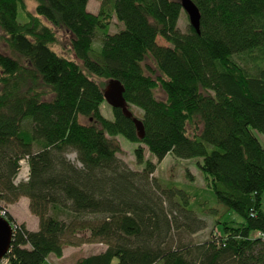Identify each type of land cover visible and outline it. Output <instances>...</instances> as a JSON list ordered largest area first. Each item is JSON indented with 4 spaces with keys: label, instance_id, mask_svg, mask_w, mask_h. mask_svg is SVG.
Returning a JSON list of instances; mask_svg holds the SVG:
<instances>
[{
    "label": "trees",
    "instance_id": "obj_1",
    "mask_svg": "<svg viewBox=\"0 0 264 264\" xmlns=\"http://www.w3.org/2000/svg\"><path fill=\"white\" fill-rule=\"evenodd\" d=\"M26 1L0 0L9 51L0 52V201L28 198L39 229L8 214L16 227L7 264H48L85 242L107 249L76 264H264V146L256 135H264V70L256 65L264 56V0H193L200 33L180 29L178 0H98V14L89 12L90 0H36L35 14ZM113 19L125 28L110 34ZM49 25L71 33L78 62L54 50ZM98 80L122 83L130 110L142 111L144 139L121 109L113 120L103 116ZM117 137L139 145L142 171L119 157ZM145 148L158 163L168 155L202 159L207 186L242 222L216 221L209 241L171 245L163 199L180 191L160 193ZM26 158L30 180L17 184ZM179 206L197 224L180 225L190 234L207 227ZM84 231L87 240H76Z\"/></svg>",
    "mask_w": 264,
    "mask_h": 264
},
{
    "label": "rangeland",
    "instance_id": "obj_2",
    "mask_svg": "<svg viewBox=\"0 0 264 264\" xmlns=\"http://www.w3.org/2000/svg\"><path fill=\"white\" fill-rule=\"evenodd\" d=\"M181 1V0H178ZM27 10L32 14H35L37 1L36 0H27ZM101 3L98 0H90L88 5V10L91 13L98 14L100 11ZM18 21L21 24H25L28 21L27 14L20 10ZM189 18L184 12L179 21V27L182 31H187L189 27ZM57 35V43L54 46V50L62 56L68 57L75 61L76 59L73 49H72V35L64 27L57 26L53 27ZM125 26L123 23L117 22L113 19L112 24L109 28V33L114 34L124 29ZM103 35L99 33L96 38V45L98 46L101 43ZM158 43L160 45H167L162 38H158ZM169 45V44H168ZM101 47V45L99 46ZM0 52L8 53V46L6 42V35L0 29ZM236 60L244 66H247L244 57H237ZM81 63V62H79ZM146 66L151 69H155V62L148 58L144 63ZM257 69L264 70V56L261 59L257 60ZM250 68L254 67L253 63H248ZM98 82L106 89L108 87L109 81L98 80ZM40 88H43L42 86ZM156 95L160 99H164L165 95L161 89L156 91ZM50 100L51 96L45 98ZM133 114L140 118L142 116V111L133 107L131 108ZM102 114L105 118L109 120L114 119L113 108L106 102L102 106ZM80 122L87 124L88 119L80 117ZM194 129V128H193ZM262 145L264 146V135L256 133ZM116 140L121 146L122 152L119 157L133 170L142 171L145 168V165H140L136 161L135 150L139 147L138 144L131 143L124 139L123 137H117ZM145 157L146 160L153 161L157 164L156 173L153 175V179L158 180L159 185L161 186L160 193L162 189L170 193L174 190H179L174 196L176 199H163L164 208L168 215V220L171 223V232L169 234V242L171 245L176 246L180 243L185 244H201L209 241L215 230H216V221H234L236 223L242 222V218L232 210H227L224 206L220 205L216 199V196L211 188L207 186V179L205 175L199 168L198 163L202 162V159H191L183 160L177 159L173 155H168L161 163H158L156 158L153 157L149 151L145 148ZM68 159L71 161L76 160L75 154H70ZM177 201V202H176ZM185 207L190 211H195L193 214L199 220H202L206 223L207 227L195 234H190L188 228L181 227L180 225H186L185 222L193 227H196L195 222H191L190 219L183 217L182 209L179 205ZM1 206H6L8 208V213L11 214L17 223L26 222L32 229L36 226L38 229V218L34 216L29 209V201L25 198H21L13 206L7 205L5 202L0 201ZM263 210H264V193H263ZM36 217V219H35ZM14 225V224H13ZM180 226V227H178ZM192 227V228H193ZM89 237V232L84 231L80 232V237H77L76 240L80 241L81 239L87 240ZM107 249V246L98 243V242H85L80 243L79 247L66 246L65 253L62 259H58L54 256H50L48 259V264H76L79 260L85 257L92 255H97L104 252ZM2 264H7V261L4 260Z\"/></svg>",
    "mask_w": 264,
    "mask_h": 264
},
{
    "label": "water",
    "instance_id": "obj_3",
    "mask_svg": "<svg viewBox=\"0 0 264 264\" xmlns=\"http://www.w3.org/2000/svg\"><path fill=\"white\" fill-rule=\"evenodd\" d=\"M183 11L189 18L190 26L200 33L201 13L198 6L193 0H181ZM125 88L118 80H110L108 87L105 89V100L113 109H121L127 118L132 119L136 126L139 139H144L145 128L143 122L136 118L130 110L129 105L124 98ZM15 226L7 219L0 216V264L3 263L10 252L14 236Z\"/></svg>",
    "mask_w": 264,
    "mask_h": 264
},
{
    "label": "built area",
    "instance_id": "obj_4",
    "mask_svg": "<svg viewBox=\"0 0 264 264\" xmlns=\"http://www.w3.org/2000/svg\"><path fill=\"white\" fill-rule=\"evenodd\" d=\"M20 165H21V170L18 174V177L16 179V183L19 184V183H22V182H27L30 180V166H29V158H26V159H23L21 162H20ZM8 209L4 208V207H0V216L4 219H7L8 220ZM15 226V225H14ZM16 227V226H15ZM263 240H264V235H260ZM259 236V237H260Z\"/></svg>",
    "mask_w": 264,
    "mask_h": 264
},
{
    "label": "crops",
    "instance_id": "obj_5",
    "mask_svg": "<svg viewBox=\"0 0 264 264\" xmlns=\"http://www.w3.org/2000/svg\"><path fill=\"white\" fill-rule=\"evenodd\" d=\"M25 199H27L28 201H29V199L28 198H25ZM29 204H30V201H29ZM13 206V205H12ZM35 219H36V217H35ZM39 221V220H38ZM22 223H24V224H26V222L25 221H23ZM26 226H27V228L30 230V231H37L38 229H39V223H38V229H36V226L32 229L29 225H27L26 224ZM64 253H65V250H64ZM62 259V258H61Z\"/></svg>",
    "mask_w": 264,
    "mask_h": 264
}]
</instances>
